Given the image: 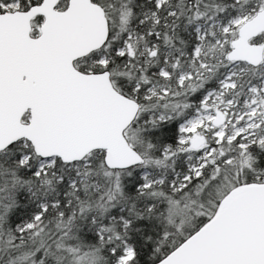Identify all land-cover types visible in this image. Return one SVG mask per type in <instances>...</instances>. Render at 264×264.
<instances>
[{"label": "snow or ice", "instance_id": "6c2138e0", "mask_svg": "<svg viewBox=\"0 0 264 264\" xmlns=\"http://www.w3.org/2000/svg\"><path fill=\"white\" fill-rule=\"evenodd\" d=\"M0 264H264V0H0Z\"/></svg>", "mask_w": 264, "mask_h": 264}]
</instances>
